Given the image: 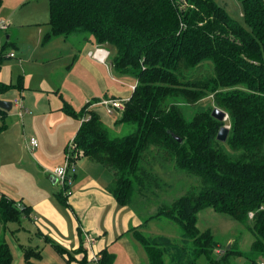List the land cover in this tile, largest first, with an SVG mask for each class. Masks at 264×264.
Instances as JSON below:
<instances>
[{
	"label": "trees",
	"instance_id": "obj_1",
	"mask_svg": "<svg viewBox=\"0 0 264 264\" xmlns=\"http://www.w3.org/2000/svg\"><path fill=\"white\" fill-rule=\"evenodd\" d=\"M241 3L246 26L215 0H48L43 42L83 34L82 42L109 52L117 75L136 79L115 122L133 125L126 135L111 136L97 112L84 111L89 104L78 113L68 110L83 119L73 139L72 162L88 157L111 171L108 191L129 207L135 197L144 205L160 187L154 159L198 179V186L133 229L147 264H197L201 256L210 264H231L237 256H244L245 264H259L264 257V0ZM3 58L0 48V67ZM10 88L0 82V95ZM215 107L225 112V120L212 117ZM4 112L0 108V129ZM223 125L229 132L221 142L216 135ZM68 185L59 193L64 202ZM205 208L243 223L254 235L249 250L231 244L214 259L218 244L211 230L197 227L198 212ZM28 214V206L19 208L0 195L3 227ZM160 216L180 226L179 239L142 231ZM22 250L26 264H38L32 259L40 258L39 250ZM112 261L102 251L98 264ZM11 263L2 235L0 264Z\"/></svg>",
	"mask_w": 264,
	"mask_h": 264
},
{
	"label": "crops",
	"instance_id": "obj_2",
	"mask_svg": "<svg viewBox=\"0 0 264 264\" xmlns=\"http://www.w3.org/2000/svg\"><path fill=\"white\" fill-rule=\"evenodd\" d=\"M47 30H40L39 36H36L34 44L31 45L32 51L36 52L32 58L37 64H42L40 68L43 72L37 75V86L31 85L34 76L30 78L26 72L17 85H12L18 89L20 99L12 103L11 109L13 106L18 107L26 152L36 160L35 165L42 173L41 179L44 180L46 176L55 183L53 170L63 164L68 143L82 122L68 110L72 109L78 113L89 104L84 111L97 112L102 122L111 126L115 121L99 102L110 98H129L131 85L135 83L115 73L108 61L109 52L106 49L103 48L107 52L106 58L100 60L97 55L92 54L99 47L93 42H89L84 49L63 44L67 39L62 36L43 42ZM60 40H63L62 43ZM49 42L53 43L47 48L42 47ZM15 57L16 55L10 58ZM29 57L23 54L18 58L20 63H25ZM47 64L51 65L46 67ZM0 82L7 84L2 79ZM35 92L41 97H36ZM47 113L56 117L48 126L51 129L60 126L61 132L58 133V137H44L46 133L41 131L39 124H34L38 116ZM8 114V111L4 112L3 129H6L5 119ZM29 122L32 128L28 130ZM31 137L38 141L33 150H30L28 145ZM23 150V154L28 156ZM71 172L73 180L65 193L66 202L59 193H54L39 184H36L28 194H22L21 200L24 202L22 205L29 208L28 216L21 217L29 222L27 228L23 229L38 236L44 246L42 248L39 247L40 244L21 246L22 248L31 246L39 250L40 258L32 259L38 264H90L94 261L93 252H99L100 259L102 251L110 255L108 249L122 240V243L130 245L137 242L132 232L141 220L131 207L118 204L109 193L110 183L107 181L112 177L111 172L88 157L79 158ZM103 174L107 178H103ZM1 194L7 196L3 192ZM86 234L97 239L92 247L86 243ZM95 262L98 264V259Z\"/></svg>",
	"mask_w": 264,
	"mask_h": 264
},
{
	"label": "rangeland",
	"instance_id": "obj_3",
	"mask_svg": "<svg viewBox=\"0 0 264 264\" xmlns=\"http://www.w3.org/2000/svg\"><path fill=\"white\" fill-rule=\"evenodd\" d=\"M215 2L223 6L232 18L246 26L241 0H215ZM48 20V0H0V25L2 24L7 27L5 30L0 29V48L3 49L4 53L0 70V79L5 80V83L9 84L10 87H12V85H17L20 78L24 76L26 72L30 78L34 76L31 85L37 86V75H41V72H43L40 68L42 64H37L32 58L33 54H36V52H34V50L32 51L31 45L34 44L33 41L36 36H39L40 30L48 29ZM8 35L10 39L7 40ZM82 35L83 34H72L63 44L68 46L75 45L80 47L79 49H84L88 43L81 41ZM62 41L63 40H60V43H62ZM50 43L53 42H49L42 47L47 48ZM9 53H13L16 57L10 58ZM23 54L30 57L25 63H20L18 57H22ZM51 64H47L46 67ZM124 77L132 83H136V79L133 76ZM35 95L36 97H41L37 93ZM3 98H7L8 101L14 103L15 100L20 99L18 89H16V87L8 89L0 95V99ZM209 100H211V97H209ZM42 108H44V106ZM8 113L10 116L8 114L9 117L7 116L5 119L6 129H0V194L2 192L5 193L14 200L17 206H22V203H24L21 200L22 194L31 192L30 190H32L36 184L44 185L54 193L63 192L64 194L65 191L60 183H53L51 179L46 176L44 180L41 179L42 173L35 165L36 160L29 155V152H26L25 140L20 128L21 124L18 116V107L13 106ZM117 113L118 112H114L110 114L115 122L118 119ZM191 113L192 112L189 110L188 114L190 115ZM53 118L56 119V117H52L50 113H47L38 116L34 120V124H39L41 131L46 133L44 137H58V133L61 132L59 129L60 126L53 129L49 128L48 125ZM30 128H32L31 122L27 125V129L29 130ZM77 129L73 137H71V141L74 139ZM132 130L133 125L128 124H113L110 126L111 136H123L130 133ZM22 150L25 151L28 156H25ZM159 159L161 158L154 159L151 166L154 167V171L157 172V175L160 177V187L157 188L151 196L149 195L146 201L147 203L144 205L141 204L137 197L130 203L132 210L137 214L140 220H143L149 215H153L160 206L170 204L175 198L186 193L191 187L198 186L199 183L195 176L188 175L176 169L171 162H160ZM148 166L150 165L148 164ZM111 174L112 177L107 183H111L113 179V173L111 172ZM103 178H107V176L103 174ZM69 187L68 185L66 193ZM28 225L29 222L25 221L24 217L20 219L19 223L9 222L6 227H3L0 223V236L3 235L8 240L7 242L12 253L11 264H26L21 245L29 244L35 246L40 244V248L44 246L43 241L39 240V237L34 233L30 234L29 232H25L23 227L26 229ZM197 227L201 231L205 229L211 230L214 240L218 244L212 253L214 259L220 258L224 250L230 247L231 244L234 245L233 247L235 249L245 252L249 250L254 240V235L243 223L236 221L226 214L219 213L212 208H205L198 212ZM142 231L149 236L162 234L177 240L180 237L181 229L177 223L165 216H160L147 222L142 228ZM122 241L118 242L107 251L113 258L111 264L148 263L146 253L138 242H134L133 245H130L129 243H122ZM229 260L232 262L231 264H245L247 262L244 256L231 257ZM258 261L264 262V257H259ZM90 264H97V262L94 260ZM197 264H210V261L207 257L201 256Z\"/></svg>",
	"mask_w": 264,
	"mask_h": 264
},
{
	"label": "built area",
	"instance_id": "obj_4",
	"mask_svg": "<svg viewBox=\"0 0 264 264\" xmlns=\"http://www.w3.org/2000/svg\"><path fill=\"white\" fill-rule=\"evenodd\" d=\"M0 29H6L5 25H0ZM94 56L99 58L100 60H104L107 56V52L100 47H97L94 52L92 53ZM14 56L13 53H9V57ZM135 84L131 85V91L134 90ZM128 100V98L121 99V98H110V99H104L99 102L100 105H102L108 114H112L117 111H121L124 108V103ZM85 119V118H84ZM83 121V119H82ZM28 145L30 150H33L37 145L38 141L35 137H31L28 140ZM75 148L74 141H69L68 143V150L65 155L64 162L61 166L55 168L53 170V173L56 178V182L60 183L63 187L72 181L71 177V171L74 169V162L71 160V151ZM253 213H249V216L252 217ZM86 243L92 247L93 244L97 242V239L94 237H91L89 235H85ZM99 252H93L92 253V259L97 260L99 259ZM259 264H264L263 261H259Z\"/></svg>",
	"mask_w": 264,
	"mask_h": 264
},
{
	"label": "water",
	"instance_id": "obj_5",
	"mask_svg": "<svg viewBox=\"0 0 264 264\" xmlns=\"http://www.w3.org/2000/svg\"><path fill=\"white\" fill-rule=\"evenodd\" d=\"M8 39V36H7ZM12 106V102L8 101V100H4V99H0V108L6 111H9L11 109ZM212 117H214L215 119L219 120V121H223L226 119V114L223 110L215 107L213 108L212 112H211ZM228 132H229V126L227 125H223L219 128L218 133L216 135V138L218 141L224 142L227 139L228 136Z\"/></svg>",
	"mask_w": 264,
	"mask_h": 264
}]
</instances>
